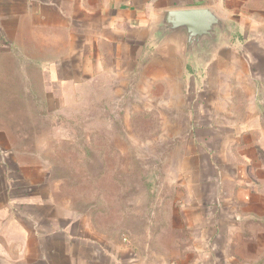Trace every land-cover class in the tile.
Wrapping results in <instances>:
<instances>
[{"label": "rangeland", "instance_id": "374dc122", "mask_svg": "<svg viewBox=\"0 0 264 264\" xmlns=\"http://www.w3.org/2000/svg\"><path fill=\"white\" fill-rule=\"evenodd\" d=\"M225 13L245 39L206 73L201 111L227 124L264 112V0L231 1ZM28 44L0 40V264H48L51 229L139 264H197L200 241L201 264H264L260 229L191 215L200 203L181 181L200 152L198 105L175 45L170 56H109L95 71L58 74L38 70Z\"/></svg>", "mask_w": 264, "mask_h": 264}, {"label": "crops", "instance_id": "0c3cea01", "mask_svg": "<svg viewBox=\"0 0 264 264\" xmlns=\"http://www.w3.org/2000/svg\"><path fill=\"white\" fill-rule=\"evenodd\" d=\"M231 1L235 0H0V40L9 46L29 42L23 54L43 57L35 61L38 70L92 72L104 57H123V63L132 56H170V47H147L159 13L205 7L231 19L225 13ZM173 49L183 62L179 49ZM186 69L193 74L190 68L184 67V72ZM204 81L198 76L186 79L192 98L188 104L198 105L191 110V140L200 149L191 154L181 181L192 200L200 203L201 214L193 209L191 215L222 217L216 223L224 231L260 229L264 233V112L253 109L240 122L232 118L227 124L217 121L218 114L201 111ZM229 219L231 224H225ZM49 232L52 251L45 258L40 256L48 264L51 255L58 264H139L135 255L124 249L115 251L95 240L69 239L59 229ZM63 236L68 238L59 239ZM199 244L197 264H201V241Z\"/></svg>", "mask_w": 264, "mask_h": 264}, {"label": "water", "instance_id": "95a60500", "mask_svg": "<svg viewBox=\"0 0 264 264\" xmlns=\"http://www.w3.org/2000/svg\"><path fill=\"white\" fill-rule=\"evenodd\" d=\"M245 39L239 25L219 16L211 8L167 10L159 13L152 25L147 47L158 49L169 44L180 52L189 80L195 76L205 80L211 64L222 51Z\"/></svg>", "mask_w": 264, "mask_h": 264}]
</instances>
